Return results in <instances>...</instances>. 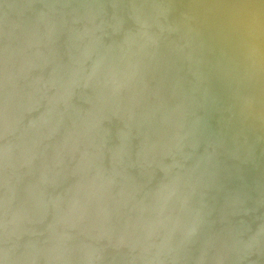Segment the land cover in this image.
Wrapping results in <instances>:
<instances>
[{"label":"water","instance_id":"obj_1","mask_svg":"<svg viewBox=\"0 0 264 264\" xmlns=\"http://www.w3.org/2000/svg\"><path fill=\"white\" fill-rule=\"evenodd\" d=\"M0 264H264V0H0Z\"/></svg>","mask_w":264,"mask_h":264}]
</instances>
